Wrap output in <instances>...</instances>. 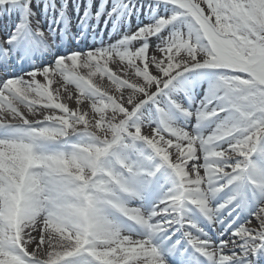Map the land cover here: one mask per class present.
Here are the masks:
<instances>
[{
  "label": "snow or ice",
  "instance_id": "1",
  "mask_svg": "<svg viewBox=\"0 0 264 264\" xmlns=\"http://www.w3.org/2000/svg\"><path fill=\"white\" fill-rule=\"evenodd\" d=\"M0 20V264H264V0Z\"/></svg>",
  "mask_w": 264,
  "mask_h": 264
},
{
  "label": "bare ground",
  "instance_id": "2",
  "mask_svg": "<svg viewBox=\"0 0 264 264\" xmlns=\"http://www.w3.org/2000/svg\"><path fill=\"white\" fill-rule=\"evenodd\" d=\"M57 2H59V0H57ZM84 2H85V0H79V3H80V5H81V12L83 11V5H84ZM97 2H101V0H97ZM71 3H72V0H69V4L71 5ZM68 12H69V14H70V16H71V18H72V24H73V32H75L76 31V20H77V15H76V13L72 10V8H71V6L69 7V9H68ZM4 23H7V21H2V20H0V26H2ZM101 27H103V21H101ZM111 28V25L109 24L108 25V28L106 29L107 30V32H109L108 31V29H110ZM72 48H76V47H74V46H76V44H75V42H72V44L70 45ZM95 45H87L86 47H84V48H88V47H94ZM68 103L70 104V106L71 107H75V104H74V102H71V101H68ZM253 223H255V221H253Z\"/></svg>",
  "mask_w": 264,
  "mask_h": 264
}]
</instances>
